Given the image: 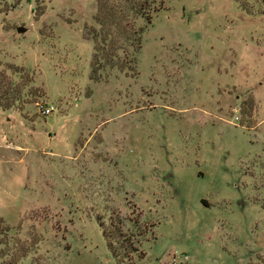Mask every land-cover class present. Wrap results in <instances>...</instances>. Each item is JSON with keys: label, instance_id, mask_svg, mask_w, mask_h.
<instances>
[{"label": "rangeland", "instance_id": "374dc122", "mask_svg": "<svg viewBox=\"0 0 264 264\" xmlns=\"http://www.w3.org/2000/svg\"><path fill=\"white\" fill-rule=\"evenodd\" d=\"M100 1L116 27L94 22L96 0L0 2L10 250L30 246L19 264H264V0H146L148 23L137 0ZM95 31L131 70L89 78Z\"/></svg>", "mask_w": 264, "mask_h": 264}, {"label": "trees", "instance_id": "16d2710c", "mask_svg": "<svg viewBox=\"0 0 264 264\" xmlns=\"http://www.w3.org/2000/svg\"><path fill=\"white\" fill-rule=\"evenodd\" d=\"M4 1V0H0ZM35 1V0H34ZM97 2V10L96 13L93 16V20L96 24L102 26H112L116 27L117 22L113 21L111 19L116 18L115 12L113 11V8L105 6L103 4L104 1L96 0ZM152 8V7H151ZM131 11L134 12L136 15H141L144 16L146 19V22H149V19L151 16L147 12L149 10L148 4H146V0L140 1L137 0L136 3L133 4L129 8ZM94 54L92 55L91 59V71L89 74V78L91 80L97 81L100 79L98 73V70H101V68L105 67L106 64H108L110 67L114 66L117 70L119 71H129L131 70L130 66L128 63H117V61L109 62V56L112 59V56H115L113 51H109L107 49H104L106 43L109 41H115L114 37L111 39L110 34L108 32H94ZM139 35V33H138ZM137 35L134 37H131L130 39H133V41H130L131 43H135L136 47H138V41H139V36ZM96 38V39H95ZM111 43V42H109ZM104 46L103 48L100 47L99 45ZM105 44V45H104ZM107 50V51H106ZM103 59V61H102ZM133 67V66H132ZM12 92V89H11ZM12 94V93H11ZM4 100L0 98V109L5 110L7 108H10L13 103L14 99L9 97V96H4ZM8 226L0 220V264H19L20 260L27 256L28 252L30 251V246L26 245L23 246V244L20 243H14L16 248L12 251L10 250V241L7 237V232H8ZM12 244V243H11Z\"/></svg>", "mask_w": 264, "mask_h": 264}, {"label": "built area", "instance_id": "2783aa9c", "mask_svg": "<svg viewBox=\"0 0 264 264\" xmlns=\"http://www.w3.org/2000/svg\"><path fill=\"white\" fill-rule=\"evenodd\" d=\"M38 108L43 115H48L53 110V107L51 105H38Z\"/></svg>", "mask_w": 264, "mask_h": 264}, {"label": "water", "instance_id": "95a60500", "mask_svg": "<svg viewBox=\"0 0 264 264\" xmlns=\"http://www.w3.org/2000/svg\"><path fill=\"white\" fill-rule=\"evenodd\" d=\"M15 31L21 33V32H23V31H25V28L22 27V26H17V27L15 28Z\"/></svg>", "mask_w": 264, "mask_h": 264}]
</instances>
